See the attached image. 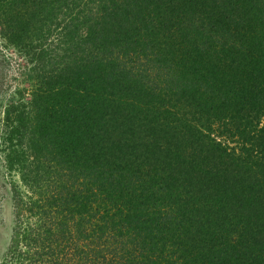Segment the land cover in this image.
<instances>
[{
  "label": "trees",
  "instance_id": "1",
  "mask_svg": "<svg viewBox=\"0 0 264 264\" xmlns=\"http://www.w3.org/2000/svg\"><path fill=\"white\" fill-rule=\"evenodd\" d=\"M0 38L33 86L29 119L4 110L11 158L39 185L29 207L13 186L0 264H215L207 211L244 174L211 130L264 114V0H0Z\"/></svg>",
  "mask_w": 264,
  "mask_h": 264
},
{
  "label": "rangeland",
  "instance_id": "2",
  "mask_svg": "<svg viewBox=\"0 0 264 264\" xmlns=\"http://www.w3.org/2000/svg\"><path fill=\"white\" fill-rule=\"evenodd\" d=\"M94 8L93 11L91 10L90 17L93 19V23H91L96 29H99L101 25L97 22L101 19L99 12H94ZM92 12L94 13L92 14ZM136 22L138 21L136 20ZM52 41L54 42L53 39ZM83 47L77 49L83 50ZM47 49H50V47L48 46ZM76 54H80L79 50ZM50 61H52L51 51L49 55H45L42 63L46 64ZM25 65L26 60L24 57L0 38V260L9 244L11 229L16 216L14 213L13 188L18 187L17 199L19 205L24 204L22 207H29L36 198L35 192L39 186L35 183L30 184L29 179L32 174L27 169L20 168L17 157L11 158L15 156L12 152L15 151L16 155L18 154L19 149H21L19 143L25 142V138H19L21 129H12L13 122L5 121L6 115L4 113L6 106L16 107L18 111L21 109V121L23 122L33 115L31 111L33 86L22 78V74L28 73L23 71ZM17 115L16 113L15 116ZM8 120H11V118H8ZM239 122L244 123V120L240 119ZM234 131L232 127H224L219 123H214L211 130V133L218 135L219 137H215H218L217 139H220L221 143L225 144L227 148L235 149V153L240 151L238 152L240 154L238 160L239 162L241 160L240 165L244 178L230 183V187L240 191L241 195L228 197L224 201L222 199L221 202H214L215 207L207 211L210 225L218 229L217 237L214 235L216 238L213 240L214 242L212 241L210 248L215 255L213 259L215 264L223 262L224 257L222 256L227 253L229 254L227 264H231L238 259L240 260L239 264H264V173H262L264 171V158H261L262 155L259 153L261 150L253 147L255 143L264 139V114H258L257 118H252L247 130L239 131V134ZM178 136L177 140L183 138L181 135ZM247 139L251 141L252 145L249 143L245 145L241 141ZM242 147H245L244 149L247 152ZM22 151H27L24 144L22 145ZM252 156H255L256 159ZM25 159L24 164H27L30 158L28 156ZM7 160H10L9 162L14 160L13 165L9 166ZM251 161H256L258 164L251 167ZM206 193L210 194V192ZM29 195L31 197L27 201ZM197 197L202 199V194L195 192V199ZM22 214L26 215L27 213ZM234 214L239 216V222L231 219ZM224 219L227 222L220 225ZM226 227L229 230H226L225 234H220V229ZM192 232L188 228L185 237L189 240L191 247H196L199 241L196 240ZM212 237L213 235H211ZM230 238L236 239L230 241ZM193 243L195 244L193 245Z\"/></svg>",
  "mask_w": 264,
  "mask_h": 264
}]
</instances>
